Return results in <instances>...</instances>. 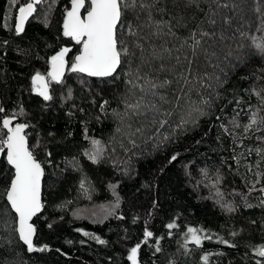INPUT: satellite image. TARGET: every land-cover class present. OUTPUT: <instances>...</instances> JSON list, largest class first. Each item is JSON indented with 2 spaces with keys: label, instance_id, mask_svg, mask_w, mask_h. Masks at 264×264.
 I'll use <instances>...</instances> for the list:
<instances>
[{
  "label": "trees",
  "instance_id": "1",
  "mask_svg": "<svg viewBox=\"0 0 264 264\" xmlns=\"http://www.w3.org/2000/svg\"><path fill=\"white\" fill-rule=\"evenodd\" d=\"M50 3L47 0L39 7L38 15L18 36L14 30L18 6L10 7L8 0H0V106L5 108L0 118L23 108L24 115L15 122L30 125L26 129L29 143L45 169V208L33 221L37 229L34 245L48 247L47 251L28 253L13 231L15 215L0 195V264H130L128 250L143 239L145 227L155 237L142 245L141 264H203L201 257L206 253L212 254L209 264H256L258 259L264 264V258L255 255V248L264 245V193L249 192V181L255 179L252 173L257 171L255 165L261 157L247 151L264 147L257 139L264 132L249 133L242 145L233 139L234 135L243 136L249 106L252 110L264 107L252 94L253 88L264 87V79L257 78L264 76V54L257 52L251 39L243 41L244 63L229 73L228 82L219 90L221 98L195 126L190 125L159 147L151 142L141 144L134 150L136 155L120 149L113 154L109 149L105 159L93 163L85 155L91 149L88 138L108 145L117 135L112 110H122L118 101L124 91L123 75L112 83L68 72L63 84H52V100L45 101L35 93L32 76L37 71L47 74L49 58L67 46L72 48L71 59L80 47L62 36L64 8L69 7L70 0H56L45 26L44 12ZM250 8L248 0L245 14L250 27L246 25L245 30L250 37L260 38L264 32L256 31L258 21ZM69 90L71 99L67 98ZM234 97L242 98L239 106ZM104 100L109 105L101 112ZM236 112L238 128L232 123ZM177 153V159L169 162ZM259 171L264 172V162ZM11 172L0 156V192L10 181ZM82 180L90 188L87 193L80 189ZM111 185L117 186L115 194ZM260 187L264 181L257 185ZM117 196L119 207L105 218ZM225 204L236 210L228 212L222 207ZM173 221L178 227L169 235L166 225ZM188 227L202 228L213 238L204 240L202 247L189 244L190 251L185 254L181 245ZM84 232L107 243L99 244ZM156 237H163L162 251L154 254ZM217 237L235 246L221 244Z\"/></svg>",
  "mask_w": 264,
  "mask_h": 264
},
{
  "label": "snow or ice",
  "instance_id": "2",
  "mask_svg": "<svg viewBox=\"0 0 264 264\" xmlns=\"http://www.w3.org/2000/svg\"><path fill=\"white\" fill-rule=\"evenodd\" d=\"M46 2L8 0L10 7L18 6L14 26L16 35L25 31L26 23L38 15L39 7ZM55 3L56 0H51L44 12L45 26ZM247 5L248 0H70V7L64 10L62 35L79 45V51L69 59L72 48L60 47L49 58L50 70L47 74L37 71L32 76V90L45 101H50L53 99L50 92L52 84H63L66 72L112 83L123 75L124 91L118 101L122 110H112L117 135L108 145L86 136L90 139L91 149L85 155L93 163H100L109 149L113 154L120 149L136 155L134 150L140 148L141 144L151 142L159 147L173 140L178 132L186 131L190 125L195 126L199 118L207 115L216 100L221 98L219 90L228 82L229 73L244 63L245 57L241 52L245 39H251L257 52L264 54V36L250 37L245 30L248 25L245 14ZM250 11L258 21L256 31L264 32V0H251ZM261 71L264 72V69ZM257 78L264 79V76ZM81 83L84 81L81 80ZM262 93L264 87L252 89V94L264 106ZM71 96L69 90L67 98L71 99ZM234 99L237 106L242 103V98ZM108 105L109 101L104 100L100 104L101 112H106ZM261 112H264V107L252 110L249 106V122L243 126L242 137L234 135V143L239 139L242 145L249 133L264 132V115ZM0 113H5L3 106H0ZM21 115H24L23 108L0 118V156H4L12 170L10 181L0 195L4 196L15 213L13 231L18 240L27 247L28 252H43L48 250L47 245H34L37 229L33 218L45 208L42 199L45 169L34 154V146L29 143L26 129L30 125L14 123ZM238 116L239 112H236L232 121L236 128L240 127ZM221 127L228 131L225 125ZM257 139L264 142V136ZM247 151L249 154L255 151L261 157L255 165L257 171L252 173L255 179L249 181V192L264 193V187L257 188L264 181V172L259 171L264 162V147ZM178 155L174 154L169 162L175 161ZM247 167L251 172L252 166ZM219 179L218 176L217 183ZM111 187L115 194L117 186ZM80 189L85 193L90 190L86 180L81 181ZM217 194L222 196L218 189ZM261 203L264 204V200ZM119 204L117 196L115 204L106 211L105 218L114 215ZM222 207L228 212L236 210L231 204ZM118 218L123 219V216ZM177 227L175 221L168 223L166 228L169 235ZM83 235L91 236L99 244L107 243L88 232ZM154 237V232L145 227L143 239L128 250L127 260L130 264H141V247ZM212 238L202 228L188 227L181 247L187 254L189 244L202 247L204 240ZM162 239H154V254L162 251ZM217 240L229 247L235 246L223 237H217ZM210 255L206 253L201 257L203 264H209ZM255 255L264 258V245L255 248ZM256 264H262V261L258 259Z\"/></svg>",
  "mask_w": 264,
  "mask_h": 264
},
{
  "label": "water",
  "instance_id": "3",
  "mask_svg": "<svg viewBox=\"0 0 264 264\" xmlns=\"http://www.w3.org/2000/svg\"><path fill=\"white\" fill-rule=\"evenodd\" d=\"M31 19V18H30ZM28 23V22H27ZM27 23H26V25H27ZM62 24H63V19H62ZM62 24H61V28H62ZM26 25H25V28H26ZM63 31V30H62ZM63 36V35H62ZM64 37V36H63ZM65 38V37H64ZM49 70H50V68H49ZM68 72H66L65 73V75L67 74ZM14 123H21V122H14ZM6 131V130H5ZM42 191H43V181H42ZM10 206V205H9ZM14 213V212H13ZM14 215H15V213H14ZM36 217H34L33 218V221H34V219H35ZM27 248V247H26ZM34 252H37V251H34ZM28 253H33V252H28Z\"/></svg>",
  "mask_w": 264,
  "mask_h": 264
},
{
  "label": "rangeland",
  "instance_id": "4",
  "mask_svg": "<svg viewBox=\"0 0 264 264\" xmlns=\"http://www.w3.org/2000/svg\"><path fill=\"white\" fill-rule=\"evenodd\" d=\"M69 7H70V5H69ZM64 10H65V8H64ZM63 16H64V14H63ZM63 19V18H62Z\"/></svg>",
  "mask_w": 264,
  "mask_h": 264
},
{
  "label": "flooded vegetation",
  "instance_id": "5",
  "mask_svg": "<svg viewBox=\"0 0 264 264\" xmlns=\"http://www.w3.org/2000/svg\"><path fill=\"white\" fill-rule=\"evenodd\" d=\"M29 22V21H28ZM50 66V65H49ZM50 68V67H49Z\"/></svg>",
  "mask_w": 264,
  "mask_h": 264
}]
</instances>
